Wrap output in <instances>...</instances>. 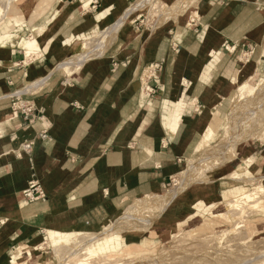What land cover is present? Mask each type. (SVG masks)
Returning a JSON list of instances; mask_svg holds the SVG:
<instances>
[{
	"label": "crops",
	"instance_id": "0c3cea01",
	"mask_svg": "<svg viewBox=\"0 0 264 264\" xmlns=\"http://www.w3.org/2000/svg\"><path fill=\"white\" fill-rule=\"evenodd\" d=\"M130 2L23 4L10 17L15 31L0 34V264L37 247L48 231L91 232L127 202L161 193L220 101L264 65V0H202L195 18L161 26L134 13L101 56L78 72L55 71L76 43L114 26ZM25 35L39 50L22 46ZM22 105L32 108L27 116ZM241 152L263 175L264 143ZM31 184L45 200L24 198Z\"/></svg>",
	"mask_w": 264,
	"mask_h": 264
},
{
	"label": "rangeland",
	"instance_id": "374dc122",
	"mask_svg": "<svg viewBox=\"0 0 264 264\" xmlns=\"http://www.w3.org/2000/svg\"><path fill=\"white\" fill-rule=\"evenodd\" d=\"M173 1L174 3L170 4ZM201 1L131 0L130 5L135 4L133 7H137V10L134 13L143 14L144 25L152 27L161 26L170 19L178 20L182 17L189 20L190 16L195 18L197 15L192 14ZM56 2L54 4H57ZM23 4H37V7L38 4H45L42 7L47 8L50 7L48 4H52V2L48 0H14L10 2L0 11V34L15 31L14 25L16 23L10 17L16 15L18 8ZM130 8L132 7L130 6ZM25 36L26 39L34 38V36ZM100 37L99 34L94 39L89 40L88 48L84 53L96 46ZM113 39L114 35L108 41L104 52ZM35 50H39L37 45L28 52L32 53ZM76 56L77 54L73 53L65 61ZM80 70L81 68L65 71L78 72ZM60 72L63 73V71ZM233 81L236 84V80L233 79ZM260 86L262 88L258 90ZM256 99L260 102L264 101V65L259 66L255 76L239 82L229 98L220 101L219 107L210 118L211 120H219L217 132L214 134L215 140L207 143L208 146L206 145L198 154H186L179 173L173 178L169 186L161 193H155L165 196L170 195L169 192L173 189L175 182L180 181L179 179L183 177L182 175L188 169L190 161L199 163L203 157L207 158L208 155L216 153L221 146H224L227 143V138L236 136L230 152L228 150L221 151L218 153L219 157L218 154H215L214 160L211 159L201 163V166L199 165L200 169L198 168V171L194 172L195 174L199 172L198 175L201 176L192 173L189 178L193 176V181L191 178L185 180V183L188 181L186 185L184 184L185 192L172 208L155 222L161 224L160 228H154V231L160 230L159 233L149 234L148 227L137 223H128L127 226H123V230L116 232L117 242L114 251H117L119 256L114 255L107 259L113 253H111V250H103V252L100 251L99 256L84 260L76 259L68 264H153V262L154 264H264V193L254 200H249L251 202L240 203L237 208L228 209L226 206V201H233L242 193L250 192L258 185L264 186V174H254L252 171L254 158H247L251 162L250 169L252 177H254L253 181L247 182L234 178V175H236L234 170L239 169L241 163L247 160L242 159L241 148L251 142L264 143V109L254 118H251V114H247V112H254ZM253 101L254 104H252ZM176 122L177 120L173 123V129L176 128ZM260 128L262 129L260 130ZM229 161H235V169L228 168ZM242 177L246 179L250 176L244 175ZM196 183L200 184L197 185ZM152 195L154 194L147 196ZM147 196L127 202L122 211L114 217L123 214L137 200L148 199ZM188 199L193 200V205L189 202L188 206L184 205ZM200 201H204L206 204L214 203L215 205L209 207L208 212H202L198 209ZM213 209H216L220 216L213 217L211 214L209 215V211ZM144 211L146 213H141L147 214L149 212L148 210ZM186 212L189 215L185 214ZM191 214L193 216H190ZM111 220L112 218H108L103 225H110ZM212 221L215 223H212ZM102 228L103 226L91 232L67 235L69 236L67 240L72 242L71 239L74 237L78 238L81 235L98 233ZM55 236L57 235L48 231L37 247L27 248L30 254L25 250L21 264L24 262V264L61 263L52 245ZM131 243L141 244L143 252L135 257L122 254ZM65 245L69 246V244ZM21 251L22 248L19 253ZM11 257L12 254L10 253L9 264L13 263Z\"/></svg>",
	"mask_w": 264,
	"mask_h": 264
},
{
	"label": "bare ground",
	"instance_id": "6f19581e",
	"mask_svg": "<svg viewBox=\"0 0 264 264\" xmlns=\"http://www.w3.org/2000/svg\"><path fill=\"white\" fill-rule=\"evenodd\" d=\"M12 1L14 0H0V11ZM48 1L52 2V4H48L49 6H52L57 0H48ZM60 2L61 0H58L56 3L59 4ZM40 5L43 6L45 4H40ZM134 5L135 4L131 5L133 9L129 7V9L126 11L124 16L114 26H112L110 29L108 28L106 31H103L101 33V37L98 40L97 45L89 49L90 51H88L87 53H84V51L88 48V42L76 43L73 47V51L77 54V56L67 61L64 60L55 69V71L79 69L82 67L83 63L86 62L88 59L96 57V56H101L102 52H104V48L106 47L108 41H110L111 37L114 34L116 35V32L118 31V29L137 10V7L135 8L133 7ZM36 45H37V48H39V42L35 40L34 38L25 39L22 42V46L29 49V50L27 49V51L32 50V48ZM44 81L46 80L41 79L40 81H37V83H32V85H29L28 88L24 89L23 91H19L18 95H21L25 92H29L35 89L37 86H40ZM261 86L263 87V84ZM261 86L258 88V90L262 88ZM255 101H257L256 103L257 107L255 106L254 112L253 113L247 112L248 115L251 114V118H254L255 115L260 114V111L264 109V101L260 102L257 99ZM252 104H254V101ZM218 122L219 120L217 119H213L209 121L208 126L206 130L204 131V133L198 136L195 142L192 144L190 150L187 153L188 155H190L191 153L198 154L204 149L207 143H211L215 140L214 134L217 132ZM261 129L262 128H260V130ZM235 139H236V136H231V138L229 137V139L227 138L226 140L227 143L224 144V146H221L216 153L211 154L210 156L208 155L207 158L203 157L201 161H199V163L190 161V163L188 164V169L182 175L183 177L179 179L180 181L175 182L173 189L169 192L170 195L165 196V195H160V194H154L152 196H147L149 197L148 199L146 198L142 200H137L123 214H121L118 217L112 218L111 224L103 226L102 230L99 231L98 233L81 235L78 238L74 237L73 239H71L72 242H69L67 240L69 236H67L66 234H59L55 236L54 238L52 237L53 238V243H52L53 249L55 250V253L58 256L59 262H61L58 264H68L76 259L84 260L86 258H94L96 256H99L101 252H103V250H111V253H113L109 255L107 259H110L112 256L119 254L117 251H114L115 246H116L115 244L117 242L116 232L123 230L124 229L123 226H127L128 223L129 224L137 223V224H141V225L148 227L149 229L147 231L149 232V234L159 233L160 230L154 231V228H160L161 224L155 223V222L161 219L172 208V206L179 200L180 196L185 192L184 184L186 185V183L188 182L186 181L185 183V180L187 178L190 180L191 178V180L193 181V176H191L190 178L189 176L192 175V173L198 171L197 169L199 168V165L201 163L206 162L207 160H211V159L214 160L213 158H215L214 157L215 154H218L219 152L224 151V150H228V152H230V149H232L231 146L234 143L233 141H235ZM218 157H219V154H218ZM250 168H251L250 160L247 159L243 161V163H241L240 165V168L237 169V171H235L236 175H234L235 176L234 178L238 180H244L247 182L253 181L254 177H252ZM198 173L197 174L194 173V174L197 176H201L200 174L198 175ZM244 175H249L250 177L245 179L244 177H242ZM196 184L199 185L200 183H196ZM263 193H264V186L258 185L252 191L242 193L239 197L235 198L233 201H226V206L228 207V209L237 208L239 207L240 203L245 204L247 202H251L249 200H254L255 198H257V196ZM190 204L193 205L192 203ZM198 204L200 205H199V208L198 207L197 208L199 210H202V212L207 211L209 207H211L212 205H215L214 203L206 204L204 201H200ZM144 210H148L149 212L148 211L147 212L149 214L148 213L142 214L141 212H145ZM216 211H217L216 209L209 211V215L211 214V216L213 217L220 216V214L217 213ZM185 214L189 215V213L187 212ZM216 214L218 215L215 216ZM190 216H193V214H191ZM213 222L214 221H212V223ZM65 244H69V246H66ZM20 250L21 248H19V251ZM142 252H143V247L141 244L131 243L129 244L128 248L124 250V252H122V254L130 256V257H135L136 255L141 254ZM24 253L25 251H23L22 249L19 256L12 255L11 257V259L13 260L12 264H21V262H23Z\"/></svg>",
	"mask_w": 264,
	"mask_h": 264
},
{
	"label": "built area",
	"instance_id": "2783aa9c",
	"mask_svg": "<svg viewBox=\"0 0 264 264\" xmlns=\"http://www.w3.org/2000/svg\"><path fill=\"white\" fill-rule=\"evenodd\" d=\"M21 110L23 113L27 116L32 111V108L28 105H22ZM32 144L28 143L24 145V150L31 149ZM23 196L26 200L30 202L38 201V200H45L46 199V193L38 184H31L24 192Z\"/></svg>",
	"mask_w": 264,
	"mask_h": 264
}]
</instances>
